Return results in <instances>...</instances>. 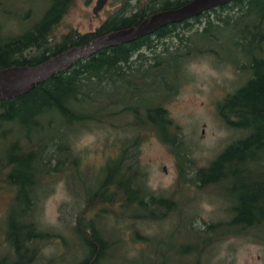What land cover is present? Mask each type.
<instances>
[{"label": "trees", "instance_id": "16d2710c", "mask_svg": "<svg viewBox=\"0 0 264 264\" xmlns=\"http://www.w3.org/2000/svg\"><path fill=\"white\" fill-rule=\"evenodd\" d=\"M72 1L48 0L42 9H27L15 18L6 34H0V69L37 64L68 47L133 26L156 11L188 0H133L127 14L122 12L124 2L123 8L92 31L70 29L58 36L56 26ZM3 15L9 12L0 9V19ZM218 38H228L229 50L240 51L239 62L232 59L226 64L245 74L239 86L216 102V115L229 127L246 130V135L232 140L206 165L195 167L180 127L164 105L176 94L179 76L192 59L217 57L204 44ZM197 44L201 46L194 49ZM165 66L170 79L160 73ZM34 86L0 100V191L9 196L0 220L3 246L8 250L0 256V264H35L46 242L61 247L58 254L45 257L48 264H100L106 258L108 240L99 220L109 217L129 225L168 216L175 195L149 189L138 161V145L147 132L174 156L179 188L188 184L209 191L216 186L221 188L222 198L235 201L229 208L230 217L200 228L193 225V218L190 231L197 237L208 236L211 244L213 237L225 236H247L264 244V237L254 234L264 232V0H232L131 42L102 47ZM100 128L119 133L117 153L106 155L96 167L86 166L74 146L75 139ZM81 168L95 169L97 181L75 211L70 230L81 246L72 251L77 255L74 261L67 262L63 261L65 238L40 226L39 193L47 184L49 190V181L56 175H64L66 180ZM185 168H191L189 176ZM227 186L233 189L227 190ZM130 208L134 213L128 212ZM160 208L162 213H158ZM89 210L92 214L87 217ZM137 231L133 229L136 237L146 242L147 237ZM201 249L184 248L181 254L186 259Z\"/></svg>", "mask_w": 264, "mask_h": 264}, {"label": "rangeland", "instance_id": "374dc122", "mask_svg": "<svg viewBox=\"0 0 264 264\" xmlns=\"http://www.w3.org/2000/svg\"><path fill=\"white\" fill-rule=\"evenodd\" d=\"M47 2L48 0H0V9L9 12V15H3L0 19V34L5 35L8 27L14 25L12 23L15 18L17 20L23 11L40 10ZM95 2L96 0H73L56 26V35L70 29L79 33L92 31L109 15L117 12L124 2L127 5L122 7V12L126 14L134 4L133 0H104L101 8L92 13ZM18 23L21 27L20 21ZM219 40L220 38L204 44L213 48L217 57L203 55L192 59L179 76L180 86L176 94L164 105L168 115L180 127L188 157L195 167L206 165L232 140L246 135V130L229 127L216 115V102L239 86L245 74L243 71H234L232 66L226 64V61L232 59L239 62L240 51L229 50L232 46L228 38ZM199 46L201 45H195L194 49ZM160 73L167 79L172 77L166 66ZM117 137H120L119 133H107L101 128L81 133L74 142L81 163L96 167L106 155H115L118 139H121ZM2 148L0 145V149ZM138 161L145 170L147 187L156 193L175 195L172 200L174 206L162 220H141L129 225L124 220L116 222L109 217L99 220L98 225L103 227L104 236L108 240L107 255L100 264H264V244L251 237H213L211 244L208 236L197 237L194 231L189 230L190 220L193 218V225L200 228L218 218L231 216L229 208L235 201L231 197L222 198L219 195L220 187L215 186L205 191L184 184L179 188L182 185L177 182L178 171L174 156L148 132L140 139ZM190 169H184L187 176L190 175ZM96 172L93 168H81L76 173L68 174L66 180L64 175H56L49 181V190L47 184L44 192L39 193V198L42 197L40 226L65 238L66 253L63 261H74L77 255L73 256L72 251L76 246H81L70 226L76 209L82 206V200L96 187ZM230 189L233 188L227 186V190ZM8 201L9 196L0 191V220ZM128 212L132 214L134 210L130 208ZM162 212L163 208H160L158 213ZM91 214L92 211L89 210L85 216ZM132 228L138 230L137 235L146 236V242L139 240ZM254 234L264 237V232ZM184 248L194 249L195 252L203 249L197 255L187 256L185 259V255L181 254ZM7 250L0 233V256ZM60 251V245L55 242L44 243L41 258L35 264L47 263L45 257Z\"/></svg>", "mask_w": 264, "mask_h": 264}, {"label": "water", "instance_id": "95a60500", "mask_svg": "<svg viewBox=\"0 0 264 264\" xmlns=\"http://www.w3.org/2000/svg\"><path fill=\"white\" fill-rule=\"evenodd\" d=\"M230 1L232 0H188L178 7L156 11L133 26L100 35L82 45L68 47L37 64L0 69V100L30 90L56 71L66 69L76 60L87 57L102 47L131 42L158 27L181 22ZM103 2L104 0H96L92 13H96Z\"/></svg>", "mask_w": 264, "mask_h": 264}, {"label": "bare ground", "instance_id": "6f19581e", "mask_svg": "<svg viewBox=\"0 0 264 264\" xmlns=\"http://www.w3.org/2000/svg\"><path fill=\"white\" fill-rule=\"evenodd\" d=\"M106 47H108V46H106ZM73 63H74V62H73ZM73 63H72V64H73ZM69 66H70V65H69ZM34 87H35V86H34Z\"/></svg>", "mask_w": 264, "mask_h": 264}]
</instances>
